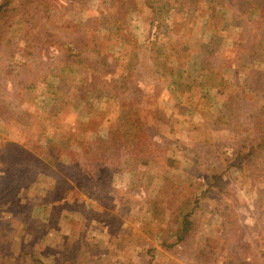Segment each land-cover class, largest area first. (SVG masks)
<instances>
[{
  "label": "rangeland",
  "instance_id": "374dc122",
  "mask_svg": "<svg viewBox=\"0 0 264 264\" xmlns=\"http://www.w3.org/2000/svg\"><path fill=\"white\" fill-rule=\"evenodd\" d=\"M41 15L34 24L58 31L53 39L87 22L83 33L110 62L106 73L116 66L115 87L79 88L94 73L53 42L42 62L10 70L29 15L9 16L0 176L22 159L30 170L21 204L15 189L0 194V237L12 252L5 264L21 249L24 264H34L31 252L45 264H264V0H55ZM149 41L179 53L158 66ZM13 61L24 63L21 51ZM123 72L131 83L118 78ZM104 171L111 179L90 196ZM61 176L69 184L60 201ZM178 191L191 196L185 211L196 222L182 241L169 222ZM151 198L158 205L148 209ZM165 238L174 245L165 248Z\"/></svg>",
  "mask_w": 264,
  "mask_h": 264
},
{
  "label": "trees",
  "instance_id": "16d2710c",
  "mask_svg": "<svg viewBox=\"0 0 264 264\" xmlns=\"http://www.w3.org/2000/svg\"><path fill=\"white\" fill-rule=\"evenodd\" d=\"M19 2V3H18ZM55 0H18L17 3H13V0H3L0 1V16L2 17L1 13H5L8 15L5 16V19H2L0 21V45L1 42L4 39V36L6 34V31L8 30L9 22H10V15L13 13V11H17L19 8L23 9L24 12H26L29 16V18H25L26 21V28L23 29L22 35H21V40L20 44L22 42V45L19 46V48H15L12 52H10L9 57L12 58L10 64L12 63V66L10 70H20V68H28L30 64H34L35 62L37 63L38 61L42 62L41 56L43 55V51L45 48V45L48 43L49 45L53 42L56 47H58L60 50H66L68 58H72V60H79L81 63L87 65L88 69H91L92 72L94 73L92 80L91 81H86V83L80 84L79 88L85 89L86 87H91L92 92H100V88L102 90L104 89H113L115 86V77L109 78V76L113 75L116 69V66H113L114 69H111V71L107 72L104 69V66L107 68L110 67V62H108V59L106 56L102 54V51L100 49V46L96 40L90 41L85 33L83 31L85 30V27L88 26L87 22L81 23L82 27H80L78 30L74 29L73 34L71 35L70 33L67 34L66 30L67 29L65 26L64 28L61 29L62 35L65 37V40L61 39L60 37H56L53 39L54 36L59 32L55 30L52 31L51 29L49 30L48 28H37V24L39 21H41V13L43 10H45L48 6L53 5ZM163 6L166 5L164 1H161ZM30 4L31 7H28L26 9V4ZM152 7V6H151ZM164 8V7H161ZM153 9H156L155 6H153ZM157 13V12H156ZM158 16V14L156 15ZM91 18H94V23H97V21L100 20L99 16H95L94 14H91ZM89 18V19H91ZM88 19V20H89ZM106 21V20H105ZM104 21V22H105ZM115 24H118L120 19L117 17L115 20ZM159 26V25H158ZM112 28V27H111ZM116 32L121 33V31L118 29V27L115 29ZM34 32V33H33ZM55 40V41H54ZM68 40V41H67ZM79 48L80 51H77L74 53L72 50L73 43ZM147 47L148 51L151 53L150 59L154 62L156 65H164L166 64L167 61L171 62L169 59L173 57V55H176V53H179V50L174 48L175 46L172 45V50L174 52L169 53L167 52L166 49H162L161 43L158 41H152L148 42L145 44ZM18 51H21V55L24 58V63L21 65L18 64L17 61L14 60V56ZM87 53V54H86ZM86 54L87 56H84ZM173 54V55H171ZM103 55V57H102ZM94 56L92 60H89L88 57ZM161 58V60H159ZM60 59V58H59ZM59 59L57 61H59ZM38 60V61H36ZM26 62V63H25ZM173 63V62H172ZM22 66V67H21ZM87 69V70H88ZM133 69V70H132ZM132 71L135 72V62L132 63ZM130 71V70H129ZM131 72V71H130ZM19 74L21 71L18 72ZM137 73V72H136ZM171 73L175 75V73H179V69L176 66V68L171 69ZM8 77L6 76L4 80V84L8 82ZM118 78H121L125 84L131 83V80H129V75L125 72L120 74ZM133 82V81H132ZM105 85V86H104ZM82 94H84L82 92ZM82 138V135L79 137ZM64 141L62 142L64 145L63 147L66 148L68 145V140L69 138L63 139ZM52 146H50L49 150L52 149ZM33 150H37L39 153L42 152L40 149L37 147H33ZM76 151H74L75 153ZM60 154V153H58ZM90 157V156H89ZM167 160H171V158H167ZM20 163L15 164V165H10L9 168H18V170L14 172H7L4 173L0 176V194L3 196V194L8 193L11 189H15V196H18V200L22 198V195L20 196V189L19 187L21 186L20 183H23L25 173L30 170L27 165H25L24 160H20ZM18 167H14V166ZM107 172H102L99 173V178L101 177L102 180L99 181L98 186L93 187L91 190L89 189L88 194L90 196H99L103 193L106 182L110 178V176H106ZM108 175V174H107ZM104 177V178H103ZM23 179V180H22ZM111 179V178H110ZM2 181V182H1ZM68 181L65 179V177H60L59 179L56 180L55 187H54V193H53V198L54 199H59L60 201L64 199L67 196L66 187L68 185ZM29 181L25 180V186L26 188L29 186ZM3 197H6L4 195ZM190 195L185 194L184 191H178L177 192V210H174L173 205L170 206L171 211L170 215L172 218L169 219V222L174 223L175 225V237L177 241H182L185 238H187L190 235L194 234V227H195V220L191 216L192 210L190 211H185L186 206L188 203H190ZM180 198H183L185 200L182 203H179ZM158 198H151L148 200L149 207L148 209L158 205ZM195 201L198 202L199 198L196 197ZM16 203V202H15ZM18 203V202H17ZM19 203L21 204V201L19 200ZM5 204V203H2ZM11 206H17V205H12ZM15 210L19 207H14ZM173 208V209H172ZM24 227L25 229H29L30 231H33L32 226L34 223H31L29 221L24 222ZM165 248H170L171 246L174 245V242L171 243L168 241V239H163L161 243ZM66 246V245H65ZM27 252L24 249H21L19 254L14 258V263L15 264H24L20 259L21 257L26 254ZM32 257V261L34 264H45L42 262L40 259H37L34 257V253L31 252L29 253ZM12 257V252L8 248V245L6 244V239L4 237H0V264H5V262ZM22 262V263H20ZM248 264H254V262H248Z\"/></svg>",
  "mask_w": 264,
  "mask_h": 264
}]
</instances>
